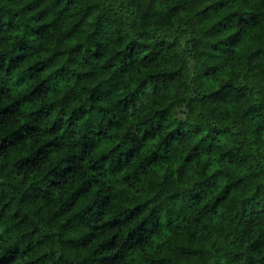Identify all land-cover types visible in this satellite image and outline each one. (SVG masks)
<instances>
[{
  "label": "clouds",
  "instance_id": "1",
  "mask_svg": "<svg viewBox=\"0 0 264 264\" xmlns=\"http://www.w3.org/2000/svg\"><path fill=\"white\" fill-rule=\"evenodd\" d=\"M0 264H264V0H0Z\"/></svg>",
  "mask_w": 264,
  "mask_h": 264
}]
</instances>
